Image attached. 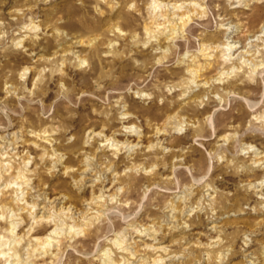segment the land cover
<instances>
[{"label":"rangeland","instance_id":"374dc122","mask_svg":"<svg viewBox=\"0 0 264 264\" xmlns=\"http://www.w3.org/2000/svg\"><path fill=\"white\" fill-rule=\"evenodd\" d=\"M263 23L264 0H0V235L43 228L36 205L50 264H264V49L238 59Z\"/></svg>","mask_w":264,"mask_h":264},{"label":"bare ground","instance_id":"6f19581e","mask_svg":"<svg viewBox=\"0 0 264 264\" xmlns=\"http://www.w3.org/2000/svg\"><path fill=\"white\" fill-rule=\"evenodd\" d=\"M155 3H157V1H155ZM154 5H153V7H154ZM193 5H194V13L195 14H196V12H198V13L204 12V6L202 4L196 2ZM183 8H184L183 5H180V6L176 5V9L178 10V12H174V13H171L168 16H166V19H167L166 22L167 23H175V22H177L176 25H173L172 28H171V30H169L170 31V35H175V32L174 31H175V27L177 26V24H179L180 26H183L184 27L189 22V20L191 18L189 12H187V11H185V12L184 11L183 12H179ZM157 24L158 25H161L158 22H157ZM167 26H169V25H167ZM260 30H261L260 31V36L259 35H255L253 38H250L249 39L250 40V43L252 44V46H254L255 48H257V50H255V51H249V50L246 51V50H244V51H242L240 53V55H238L239 56V58H238L239 60H243L246 57V55L249 56V58L248 57L246 58V61L247 62L249 61L248 63H250L252 65L253 71H256V69L262 67L263 66L262 64L264 63L263 62L262 64H260L259 60L257 59L258 56H259V54H260V52L264 49V23L261 26V29ZM166 39H170V38L167 37ZM260 43H262V44H260ZM261 46H263V47L261 48ZM220 48H223V47H221V45H216L214 47L213 46H205V49L202 50V55H201V56H203L204 62H199L198 61L197 65H195V67L192 66V67L188 68L187 73L190 76H192V77H197L198 74H199V72H202L204 70H207L209 67H212V69H213L214 66H215L216 69H218V70L220 69V74L221 75L225 74V72H223L222 67H223L224 63H227V62H229L232 59V54L234 55L233 50L234 49L235 50L238 49V46H236V43L230 44V45H225L224 46V49H223L224 50L223 51L224 53H222L221 55H219L215 59V61L212 62L211 59H212V57H214V52L216 50H219ZM246 61H244V62H246ZM235 67L236 66H234V68ZM39 135L42 136V138L46 142L50 141L46 137V135H43L41 133ZM0 170H2V171H0V173L1 174H4V173H8V171H10L11 168H8L7 169L4 166V164L0 162ZM21 171L22 170L20 169V170H18V171L15 172V178L24 179L26 177L24 171L23 172H21ZM10 185H12V184L11 183H8L7 186H6V188L8 189V186H10ZM262 186H263V183H262ZM4 191H6V190H4ZM5 194H7V193H5ZM2 195H4V194H2ZM16 195H18V192L17 191L16 192H13L12 195H11V197H8V199H3L4 197L3 198L1 197L0 198V201H1L0 202V207L3 208V209L6 208L7 205H8L9 200H10V202L20 201V198H18V196H16ZM7 196H5V197H7ZM101 198L102 197L96 198V201H94V202L97 203V205L99 204L101 206V204H102ZM36 207H37L36 205H33V206H31L29 208L28 204H27V206H25L26 209L29 208L28 209V213L31 216H33V218L35 219V221L37 223L36 225L37 226L44 225L43 228L40 227L42 229H40V228L38 229L37 226L34 225V227L36 226V228L38 229V231H35L36 228L34 230V227H33V231H35V233H34L33 236H31L26 241V235H21V236L16 235V227H17L18 222H16V221H10L9 227L6 228V229H4L3 230L4 232L0 235V264H44L45 261H46V263H48L47 260H49V264H50V261L51 260H55V259L58 258L59 254L61 253V248L62 247L59 246L58 249H55L53 252H51V248L54 246L53 245L54 243H57L58 244V242L60 241V239H58V238L60 237L61 233H59V230L57 228V225L55 223H53V221L51 220L52 217H48L45 214L41 215L40 217L35 216L34 209H36ZM60 210L65 211V210H69V209L64 208V207H61ZM1 217L3 218L4 215L1 216ZM74 230H72V231H74ZM5 240H6V242L3 243L2 241H5ZM24 241H26L25 244L28 247L27 250L29 251V253H27V257L26 258H24L25 255L22 254V251H24L26 249V246L23 247V248L21 247V246H23V242ZM119 241H121V240H119ZM221 247H223V246H221ZM145 248L146 249H149V250L153 249L156 252L167 251V248L165 246H159V247H157V246L146 245ZM127 250H129V249H127ZM128 254L130 256H132V257H135L138 254V252L137 251L136 252H133V251L130 250V251H128ZM45 256L47 258H45ZM154 256L155 255H153L152 257H154ZM152 257H149V256L148 257L147 256L144 257V256H142L141 257L142 264H159V263L165 262V259L161 255L160 256H155L154 258H152ZM111 264H117V262L113 260L111 262Z\"/></svg>","mask_w":264,"mask_h":264}]
</instances>
